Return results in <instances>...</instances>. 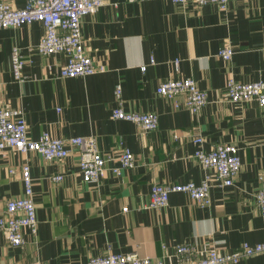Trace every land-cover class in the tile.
I'll return each instance as SVG.
<instances>
[{"label": "crops", "instance_id": "0c3cea01", "mask_svg": "<svg viewBox=\"0 0 264 264\" xmlns=\"http://www.w3.org/2000/svg\"><path fill=\"white\" fill-rule=\"evenodd\" d=\"M44 32L40 21L0 29V107L23 108L31 138L43 132L95 136L106 154L118 156L122 146L129 147L135 164L86 182L76 148L60 159L7 148L0 155V213L8 199L23 195L21 166L28 162L38 232L24 228L25 243L12 245L0 230V264H86L108 252L163 256L164 246L165 264H179V243L207 242L232 251L244 241H264L256 199L264 187V105L226 95L229 77L264 81V0H230L226 8L214 2L109 0L82 19L86 50L104 70L75 77L60 75L65 53L37 50ZM228 42L235 50L231 59L218 54ZM14 46L25 59L23 81L12 71ZM185 77L208 94L199 112L157 92L162 81ZM117 83L124 108L156 112L157 128L146 131L113 117ZM197 134L206 150L223 143L239 147L242 167L234 183L222 186L213 178L207 206L176 191L166 206L149 207L154 183L202 180L206 169L193 155ZM57 173L63 174L59 182L51 179ZM231 264H264V252Z\"/></svg>", "mask_w": 264, "mask_h": 264}, {"label": "built area", "instance_id": "2783aa9c", "mask_svg": "<svg viewBox=\"0 0 264 264\" xmlns=\"http://www.w3.org/2000/svg\"><path fill=\"white\" fill-rule=\"evenodd\" d=\"M109 0H25L23 7L13 6L9 0H0V29L12 26H21L33 21H40L45 32L37 50L44 55L65 53L66 61L62 64L60 75L75 77L78 75L93 74L104 70L88 54L82 37V19L92 14ZM179 4L195 2L205 4L217 3L226 8L230 0H171ZM231 43H225L218 54L225 59H231L234 54ZM12 71L14 77L23 81L25 78V59L18 46L11 52ZM154 62V58H151ZM146 65L142 69H146ZM157 92L174 99L175 106H186L193 112H199L208 102V94L201 89L192 77L169 78L162 81ZM117 105L112 109L114 118L136 122L143 130H153L159 125V115L154 111H128L123 105V87L117 83L115 87ZM228 100L241 102L257 100L264 105V81H238L229 77L226 84ZM175 133L174 137L178 138ZM197 147L194 157L204 166L206 172L199 183L194 181L182 183H154L150 192L149 207H162L169 203L172 192H184L198 204L207 206L211 203V188L213 180L220 185L234 183L242 167V158L239 147L233 143L216 144L210 150L203 147L204 136H194ZM7 148H13L23 153L35 151L46 159H60L67 157L73 149L78 150L79 168L86 182H98L109 171L120 174L122 169L130 168L135 164L133 151L122 146L118 156L102 152L95 136L55 137L43 132L38 138H31L27 131V121L23 108L0 107V155ZM118 164H111L114 160ZM14 168H10L12 172ZM211 170L213 172H211ZM24 192L22 196L7 200L0 213V230L12 245L25 243L24 228H29L33 234L38 232V218L33 193V175L31 166L25 162L21 166ZM214 178V179H213ZM51 179L61 181L62 173L53 174ZM257 203L264 215V187L256 193ZM127 210V207L124 208ZM163 256L140 255L136 251L108 252L91 256L86 264H165L168 254L164 246ZM176 254L180 258L179 264H231L241 259L264 252V241L251 243L244 241L237 249L223 251L213 243H203L198 247L194 242L179 243L175 246Z\"/></svg>", "mask_w": 264, "mask_h": 264}]
</instances>
